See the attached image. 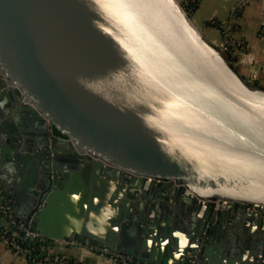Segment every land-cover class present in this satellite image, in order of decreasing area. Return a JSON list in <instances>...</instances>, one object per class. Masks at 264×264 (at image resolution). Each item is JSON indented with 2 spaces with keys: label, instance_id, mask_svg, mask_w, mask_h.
Segmentation results:
<instances>
[{
  "label": "water",
  "instance_id": "water-1",
  "mask_svg": "<svg viewBox=\"0 0 264 264\" xmlns=\"http://www.w3.org/2000/svg\"><path fill=\"white\" fill-rule=\"evenodd\" d=\"M227 48L179 0H0L14 214L140 263L264 264V84Z\"/></svg>",
  "mask_w": 264,
  "mask_h": 264
},
{
  "label": "crops",
  "instance_id": "crops-1",
  "mask_svg": "<svg viewBox=\"0 0 264 264\" xmlns=\"http://www.w3.org/2000/svg\"><path fill=\"white\" fill-rule=\"evenodd\" d=\"M240 1L197 0L196 8L190 14L194 23L211 42L221 46L228 45L233 64L239 72L247 76L253 72L255 65H258L255 82L264 84V0H247L243 4H240ZM186 3H188L187 0ZM214 22L220 23L225 29L221 30ZM0 170L8 179L11 178L7 170L3 168ZM4 194L11 203L13 195ZM48 240L39 246L44 252L64 251L83 259L87 264H112L111 259L99 253L98 250H89L86 246L69 245L66 244L67 240H60L59 242L64 243L59 245L53 244L49 238ZM250 244H256V239H252ZM249 249H252V246ZM0 264H33V262L26 255L15 251L8 241L0 238Z\"/></svg>",
  "mask_w": 264,
  "mask_h": 264
},
{
  "label": "built area",
  "instance_id": "built-area-1",
  "mask_svg": "<svg viewBox=\"0 0 264 264\" xmlns=\"http://www.w3.org/2000/svg\"><path fill=\"white\" fill-rule=\"evenodd\" d=\"M246 1L247 0H241L240 4H243ZM227 53L230 55L228 48ZM230 58L232 59L231 55ZM0 213V218L4 220L6 226L12 230V235H8L3 231L2 227H0L1 239L8 241V243L13 247L15 251L26 255L28 259L33 262V264H87V262L83 259L69 255L64 251L55 250L44 252L40 248V251H38L36 247H30L28 244L29 240L41 241L43 243L49 240L48 238L41 236L39 233L32 231L29 227H26L24 222L14 214L13 207L10 204V200L6 198L1 187ZM18 237H20L22 241H20ZM51 241H53V244L55 243L58 245L64 243L63 241L59 242L60 240ZM66 244L74 246H86L89 250H98L99 253L108 256L111 259L112 264H154L149 262H137L128 254L112 251L105 247L98 246L90 242L81 243L76 240H67ZM188 254L190 256V263L188 264H193V256L195 254L192 252H188Z\"/></svg>",
  "mask_w": 264,
  "mask_h": 264
},
{
  "label": "trees",
  "instance_id": "trees-1",
  "mask_svg": "<svg viewBox=\"0 0 264 264\" xmlns=\"http://www.w3.org/2000/svg\"><path fill=\"white\" fill-rule=\"evenodd\" d=\"M196 2H197V0H190V1H188V3H186V7H187V5H188V7L190 8V12H192L195 8H196ZM214 24L215 25H217L221 30H223V29H225L220 23H218V22H214ZM56 132L57 133H60L58 130H56ZM0 217H1V213H0ZM0 227H2V229H3V231L6 233V234H8V235H12V230L9 228V227H7L6 226V223L4 222V220H2L1 218H0ZM0 238H1V235H0ZM18 239L20 240V241H22L21 240V238L20 237H18ZM42 242L41 241H36V240H29L28 241V244H29V246L30 247H36V249L38 250V251H40V249H39V246H40V244H41Z\"/></svg>",
  "mask_w": 264,
  "mask_h": 264
},
{
  "label": "rangeland",
  "instance_id": "rangeland-1",
  "mask_svg": "<svg viewBox=\"0 0 264 264\" xmlns=\"http://www.w3.org/2000/svg\"><path fill=\"white\" fill-rule=\"evenodd\" d=\"M182 4H184V6L186 5V0H179ZM187 1H190V0H187ZM187 8H188V12L189 13H191L190 11V8L188 7V5H187ZM229 53H230V51H229Z\"/></svg>",
  "mask_w": 264,
  "mask_h": 264
}]
</instances>
